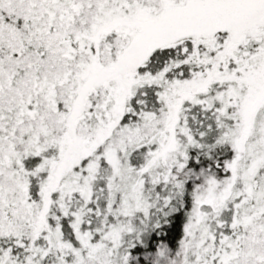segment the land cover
<instances>
[{
	"label": "snow or ice",
	"instance_id": "6c2138e0",
	"mask_svg": "<svg viewBox=\"0 0 264 264\" xmlns=\"http://www.w3.org/2000/svg\"><path fill=\"white\" fill-rule=\"evenodd\" d=\"M0 264H264V0H0Z\"/></svg>",
	"mask_w": 264,
	"mask_h": 264
}]
</instances>
